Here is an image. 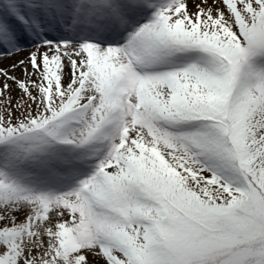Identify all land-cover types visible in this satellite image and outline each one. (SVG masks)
Wrapping results in <instances>:
<instances>
[{
    "label": "snow or ice",
    "instance_id": "obj_1",
    "mask_svg": "<svg viewBox=\"0 0 264 264\" xmlns=\"http://www.w3.org/2000/svg\"><path fill=\"white\" fill-rule=\"evenodd\" d=\"M0 264H264V0H0Z\"/></svg>",
    "mask_w": 264,
    "mask_h": 264
},
{
    "label": "rangeland",
    "instance_id": "obj_2",
    "mask_svg": "<svg viewBox=\"0 0 264 264\" xmlns=\"http://www.w3.org/2000/svg\"><path fill=\"white\" fill-rule=\"evenodd\" d=\"M24 55H26V53H20L21 57H23ZM9 63H10V61H4V66H7ZM15 75H20V70L19 69L16 71Z\"/></svg>",
    "mask_w": 264,
    "mask_h": 264
}]
</instances>
